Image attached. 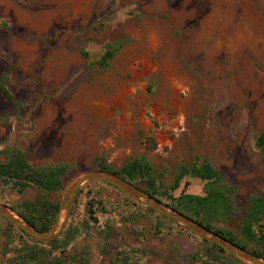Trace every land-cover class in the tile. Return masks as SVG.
<instances>
[{
    "label": "rangeland",
    "instance_id": "1",
    "mask_svg": "<svg viewBox=\"0 0 264 264\" xmlns=\"http://www.w3.org/2000/svg\"><path fill=\"white\" fill-rule=\"evenodd\" d=\"M263 130L264 0H0V161L18 149L34 167L69 166L61 191L0 180V204L19 215L26 201L61 208L100 158L115 169L143 160L168 205L205 195L189 174L168 188L183 167L209 162L232 206L218 225L255 249L243 226L264 195ZM22 232L0 218V264L25 249L56 264L208 260L203 238L100 181L82 186L56 242Z\"/></svg>",
    "mask_w": 264,
    "mask_h": 264
},
{
    "label": "trees",
    "instance_id": "2",
    "mask_svg": "<svg viewBox=\"0 0 264 264\" xmlns=\"http://www.w3.org/2000/svg\"><path fill=\"white\" fill-rule=\"evenodd\" d=\"M114 53L115 51L113 50L108 51L99 63L102 65L108 64V60ZM83 55L89 56L88 52H84ZM2 88L4 93L12 98L8 88L5 86H2ZM256 144L262 153V161L264 164V130L257 136ZM99 160L97 169L118 174L138 186H140L138 183V179H140V181L147 184L146 188L140 187L148 193L158 197L160 200H162L160 197L162 193H166L165 185L159 186L161 189H165L163 190L164 192H160L157 185V177L154 175L152 167L141 159L132 161L121 169H115L107 165L103 158ZM68 167L67 164H56L37 168L30 164L22 151L14 149L12 152L8 153L5 161H0V180L12 184L21 192H24L28 187L32 186H37L48 192L61 191L64 189L63 177L68 171ZM188 174L206 181L205 195L184 194L179 197L171 195V198L176 202L169 205L206 225L213 231L229 238L253 254L264 258V195L253 197L245 218L243 234L247 239L255 241L258 245L255 249H250L234 230L225 229L218 225L222 220L225 222L227 221V217H229L232 212V206L229 195L225 190L220 188V175L218 171L209 162H205L200 166L193 165L190 167H183L179 175L180 177L168 188V190H176L180 185L181 179ZM23 207L25 211L20 213L22 217L39 231H47L56 220L60 204L48 200H43L39 203L26 201L23 203ZM149 209L154 211L150 207ZM161 216L170 220L164 215ZM0 218L10 225H13L1 215ZM170 221L175 223L172 220ZM256 225L260 227L258 232L254 228ZM57 240L58 238L50 243H54ZM203 241L207 246L206 253L208 254V260H205V264H213L215 261H228L234 264L244 263L235 254L229 253L225 255L227 251L222 247L205 239H203ZM37 243L40 244L42 242ZM19 255L21 257L20 260L17 259L12 264H56L55 260L51 257L52 252H48L46 256L44 253L37 252L36 250L31 252L30 249H25L20 252Z\"/></svg>",
    "mask_w": 264,
    "mask_h": 264
},
{
    "label": "water",
    "instance_id": "3",
    "mask_svg": "<svg viewBox=\"0 0 264 264\" xmlns=\"http://www.w3.org/2000/svg\"><path fill=\"white\" fill-rule=\"evenodd\" d=\"M90 181H103L113 185L130 196L143 201L154 211L183 226L190 232L222 247L232 254H235L248 264H264V258L253 254L249 250L243 248L222 234L213 231L189 215L169 206L158 197L148 193L133 182L118 174L101 169L87 171L73 183L66 203L60 208L56 221L47 231H39L24 217L4 204H0V215L31 238L43 243L52 242L60 237L65 230L80 189L85 183Z\"/></svg>",
    "mask_w": 264,
    "mask_h": 264
}]
</instances>
